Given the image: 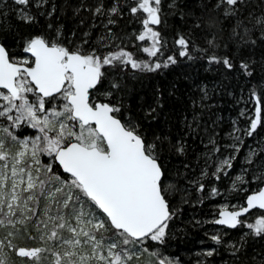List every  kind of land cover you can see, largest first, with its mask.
<instances>
[{
    "label": "snow or ice",
    "instance_id": "6c2138e0",
    "mask_svg": "<svg viewBox=\"0 0 264 264\" xmlns=\"http://www.w3.org/2000/svg\"><path fill=\"white\" fill-rule=\"evenodd\" d=\"M193 231L264 264V0H0V264H188Z\"/></svg>",
    "mask_w": 264,
    "mask_h": 264
},
{
    "label": "trees",
    "instance_id": "16d2710c",
    "mask_svg": "<svg viewBox=\"0 0 264 264\" xmlns=\"http://www.w3.org/2000/svg\"><path fill=\"white\" fill-rule=\"evenodd\" d=\"M239 105H232L231 103H225L221 106V114L224 116L225 120L229 117H234L237 114V108ZM227 127V124H225ZM197 233L192 232L191 240L189 242L181 241L179 244L175 245L169 250L171 254L179 256L181 260L187 261L188 264H195L197 255L196 249L199 247V241L196 238ZM28 243H32L28 241Z\"/></svg>",
    "mask_w": 264,
    "mask_h": 264
}]
</instances>
